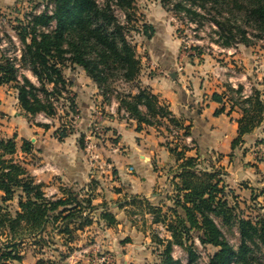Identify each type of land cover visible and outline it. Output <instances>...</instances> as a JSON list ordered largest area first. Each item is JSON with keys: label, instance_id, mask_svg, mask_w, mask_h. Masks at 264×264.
Listing matches in <instances>:
<instances>
[{"label": "trees", "instance_id": "trees-1", "mask_svg": "<svg viewBox=\"0 0 264 264\" xmlns=\"http://www.w3.org/2000/svg\"><path fill=\"white\" fill-rule=\"evenodd\" d=\"M29 1L34 3L31 10L11 27L18 43L6 35L13 55L0 50V85L15 90L25 117L32 119L43 113L55 119L61 99L68 102L69 112L77 114L75 96L70 95L71 82L64 69L78 67L96 85L102 101L109 104L115 99L117 112L126 111L129 118L136 120L137 129L142 125L164 126L169 133L181 129L183 137L189 135L168 104L140 83L142 64L136 46L129 39L130 33L135 31L149 40L155 30L147 22H141L140 26L132 24L135 0ZM160 3L165 10L198 26L213 27L216 36L213 41L221 48L237 44L248 47L254 41L264 40V0H160ZM116 8L122 11L123 21ZM22 69L30 71L36 83L20 73ZM117 82L131 85L136 92L132 88L120 91L115 86ZM226 86L236 94L241 111L237 136L231 144L234 150L263 121L264 92L252 86L250 93L243 95L242 84ZM211 98L222 103L224 95L214 92ZM220 111L223 107L216 113ZM69 134L65 125L56 131L58 140ZM83 140L81 135L78 142L82 148ZM32 149L31 142L23 139L20 150L29 153ZM169 150L177 161L181 160L176 171L178 182L173 184V199L165 211L146 203L153 214V223L161 225L170 236L153 233L159 257L155 264H182L173 256L176 246L185 253L186 264H263L264 206L262 214L254 218L244 215L238 202L232 201L236 196L219 177L221 173L197 168L194 157L184 156V145ZM17 151L15 137H0V264L21 262L26 243L33 246L34 254L40 253L58 242L56 236L62 238L66 247L58 254L57 264H67L66 259L74 250L70 243L77 238L78 231L92 224V214L98 206L92 203L91 193L83 195L84 188H61V197H47L45 184L35 181L25 164L15 157ZM132 202L142 201L134 197ZM101 209L106 225H115L113 213L105 205ZM223 227L237 234V244L228 240ZM197 243L202 248L214 249L205 263L200 262Z\"/></svg>", "mask_w": 264, "mask_h": 264}, {"label": "crops", "instance_id": "crops-1", "mask_svg": "<svg viewBox=\"0 0 264 264\" xmlns=\"http://www.w3.org/2000/svg\"><path fill=\"white\" fill-rule=\"evenodd\" d=\"M13 1L2 0L5 5H11ZM149 24L153 25L155 32L144 43L149 49V60L147 68L141 70L140 83L150 87L168 104L172 115L187 128L188 136L183 137L181 129L168 133L164 126L142 125L137 129L135 119L125 118L121 111L110 110L111 105L115 110L118 106L115 99L109 104L100 102L102 99L96 85L82 69L76 75L68 76L71 82L69 89L77 103L79 134L86 136L96 117L111 137L113 145L108 156L114 178H93L92 164L79 145V136L73 133L62 141L58 140L56 126L52 123L47 128L40 126L43 122L38 121V115L32 119L25 117L16 92L0 85V137H15L18 158L27 162L25 166L36 182L45 184L47 197H61V188H84L83 195H93L92 203L98 206L92 214L93 222L78 231L77 238L70 245L79 249L97 245L112 256V264H155L159 257L153 233L162 230L163 234L158 231L160 236L170 238L161 225L153 223V214L146 205L149 203L165 211L173 199V184L178 182L176 171L181 160H176L169 147L184 145V156L194 157L197 168L218 171L221 173L219 177L227 178L235 185L242 186L245 184L243 180L264 178L259 176V172L264 173V164L256 157L257 147L264 151V147L261 148L264 144L258 143L261 139L264 141V113L260 125L246 134L244 143L233 150L231 144L237 136V120L241 111L236 103V94L227 89L229 83L221 85V90L210 89V83L203 79L206 70L194 62L181 63L183 56L175 46L168 44L171 40L166 32L161 35V46L153 47L150 42L156 39L158 31L155 24ZM249 54L252 57L251 52ZM214 92L224 95L222 103L212 100ZM222 107L223 111L216 113ZM23 139L31 142V152L20 150ZM134 197L142 202L133 203ZM103 205L115 216V225L108 226L101 218ZM56 239L62 245V238L56 236ZM37 255H24L21 262L13 264H36ZM180 260L186 264V255ZM76 264L89 263L82 260Z\"/></svg>", "mask_w": 264, "mask_h": 264}, {"label": "rangeland", "instance_id": "rangeland-1", "mask_svg": "<svg viewBox=\"0 0 264 264\" xmlns=\"http://www.w3.org/2000/svg\"><path fill=\"white\" fill-rule=\"evenodd\" d=\"M34 1L37 2L38 0ZM0 2V50L5 49L7 54L13 55L12 47H10L6 35L12 36L14 41L17 42V39H15V33L11 27L16 25V20L20 19L25 12L31 10L34 3H30L29 0H15L11 5L3 4L2 0ZM99 2H101V0H99ZM133 6L134 15L132 16V19L135 23L132 24L140 26L141 22H151L156 26V30L158 31L156 35L157 37L156 39L153 38L150 44L155 48L160 47V38H163L161 35L166 32L171 40V43L168 44L175 46L183 56L181 63L186 61L194 62L202 65L206 70L203 79H207L208 83H210V89L221 90V85L227 83L234 84L236 87L241 82V84L243 83L244 91H246L247 94L250 93L252 86L264 90V40L254 41V43L248 47L242 44H237L231 48H221L213 41L216 38L213 33V27L208 24L198 26V24L190 22L187 18H182L181 15L176 16L172 11L165 10L161 5L160 0H135ZM115 10L119 19L123 21L124 16L122 11L117 8ZM129 39L132 44L136 46L137 55L141 59L142 69H146L149 60V49L147 45L144 44L146 40L145 37L135 31H131ZM249 52H251L252 57H250ZM18 53L19 52L17 51L16 54ZM144 58L145 60L143 61ZM249 61H251V64H249ZM79 69L80 68L78 67H75L72 70L66 68L64 69V72L68 77L72 74L76 75ZM20 73L25 74L32 82L36 83L35 78L27 70L22 69ZM115 86L120 91H129L131 88L133 89L131 85L119 82H117ZM7 88L15 93L14 89L10 87ZM133 90L135 91V89ZM70 91V95H73V91L71 89ZM100 102L103 101L101 100ZM57 107L58 113L55 122L53 118L50 117V122H44L39 118L38 121L46 124L52 123L53 126H56V131L61 125H65L67 130L70 131L69 135L76 133L77 136L80 137L77 115H73V113L69 112L68 102L61 99L57 104ZM102 111L105 112L104 109ZM95 123H99L103 127V136L92 134V128ZM88 131L89 132L86 136L83 134L84 147L82 148V151L88 161L92 164L91 171L94 176L93 178H114L115 174H113V168L109 164L110 157L108 156V151L111 150L113 142L111 137L107 135L105 125L101 120L95 117L91 122ZM174 136L176 135L174 134ZM177 136L179 137V135ZM260 142L264 144L263 139L258 143ZM90 145L92 148L89 151L88 146ZM263 147L264 146L262 145L261 148ZM257 148H259L256 149L257 161L264 164V151H262L260 147ZM94 155L96 156V159L93 158ZM18 156L19 154L15 155L16 158H18ZM19 160L24 164L27 163L22 158ZM29 163H31V161ZM259 176H264V173L259 172ZM223 180L228 184V188H232L231 191L236 196V200L232 201L238 202L239 209L244 215L254 218L257 215L262 214V206H264V178H252L251 181L243 180L247 185L242 184V186L230 183V181H227V178H223ZM248 183L250 185H248ZM252 197H254V199H252ZM12 206L14 207L15 205ZM217 223L221 225L218 219ZM158 231L163 234L162 230ZM223 231L233 245L237 244L236 233H229L227 228L224 227ZM72 247L74 248L73 252L79 249V247L74 245H72ZM197 247L200 251V262L205 263L208 254L214 249L211 247L202 248L199 243H197ZM33 250V246L29 243H26L23 247L25 256H31L34 253ZM65 250L66 247L58 244V242L49 247H45L42 252L37 253L38 260L36 261V264H45L47 262L57 264L59 262L58 254ZM173 254L176 258H185V255L178 247L174 249ZM66 262L69 264L67 259ZM262 263L264 264V260Z\"/></svg>", "mask_w": 264, "mask_h": 264}, {"label": "built area", "instance_id": "built-area-1", "mask_svg": "<svg viewBox=\"0 0 264 264\" xmlns=\"http://www.w3.org/2000/svg\"><path fill=\"white\" fill-rule=\"evenodd\" d=\"M42 8L43 6L39 8V11ZM51 9H52V5H49V8H48L49 13H51ZM242 94L247 95L246 91H243ZM110 110L112 112H116L113 105L110 106ZM121 113L124 115L125 118L129 117L126 111L121 110ZM38 118L44 122H50V118L44 115L43 113L38 114ZM92 134H98L100 136H103V127L99 123H95L92 128ZM91 148H92L91 145L88 146L89 151ZM93 158L96 159V156L94 155ZM67 260L69 261V264H76L82 260H86V262L89 264H112L113 263L112 256L108 252L102 250L97 245L91 246L85 249H78L72 252L67 258Z\"/></svg>", "mask_w": 264, "mask_h": 264}, {"label": "water", "instance_id": "water-1", "mask_svg": "<svg viewBox=\"0 0 264 264\" xmlns=\"http://www.w3.org/2000/svg\"><path fill=\"white\" fill-rule=\"evenodd\" d=\"M172 77H173V75H172Z\"/></svg>", "mask_w": 264, "mask_h": 264}]
</instances>
